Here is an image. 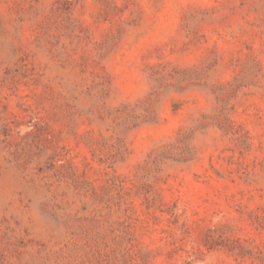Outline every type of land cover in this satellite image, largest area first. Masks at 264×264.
<instances>
[{
    "label": "rangeland",
    "instance_id": "1",
    "mask_svg": "<svg viewBox=\"0 0 264 264\" xmlns=\"http://www.w3.org/2000/svg\"><path fill=\"white\" fill-rule=\"evenodd\" d=\"M0 264H264V0H0Z\"/></svg>",
    "mask_w": 264,
    "mask_h": 264
}]
</instances>
